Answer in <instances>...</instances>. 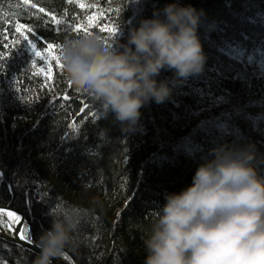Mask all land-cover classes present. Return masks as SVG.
Segmentation results:
<instances>
[{
    "label": "trees",
    "instance_id": "trees-1",
    "mask_svg": "<svg viewBox=\"0 0 264 264\" xmlns=\"http://www.w3.org/2000/svg\"><path fill=\"white\" fill-rule=\"evenodd\" d=\"M172 2L0 0V203L22 210L35 242L51 214L84 209L61 257L74 264H143L142 237L165 194L190 185L216 145H253L264 175V0H178L203 10V70L177 82L162 69L157 80L168 81L171 96L145 104L134 130L54 61L51 78L37 75L48 62L29 41L41 52L58 45L59 55L65 40L81 36L76 26L99 13L89 30L119 48L131 28ZM17 22L33 29L28 39L14 32ZM34 255L0 238L3 264H31Z\"/></svg>",
    "mask_w": 264,
    "mask_h": 264
},
{
    "label": "clouds",
    "instance_id": "clouds-1",
    "mask_svg": "<svg viewBox=\"0 0 264 264\" xmlns=\"http://www.w3.org/2000/svg\"><path fill=\"white\" fill-rule=\"evenodd\" d=\"M202 11L173 0L131 28L119 48L98 32L67 39L60 52L66 78L98 99L122 128L134 130L145 104L171 96L168 81L157 80L162 69L173 71L177 82L203 70ZM256 159L251 144L212 147L192 183L165 194L142 237L143 264H264V175ZM84 214L77 205L51 214L31 264L61 258Z\"/></svg>",
    "mask_w": 264,
    "mask_h": 264
},
{
    "label": "snow or ice",
    "instance_id": "snow-or-ice-1",
    "mask_svg": "<svg viewBox=\"0 0 264 264\" xmlns=\"http://www.w3.org/2000/svg\"><path fill=\"white\" fill-rule=\"evenodd\" d=\"M27 2H28V0H25V3H27ZM35 6H36L35 4L32 5V7H35ZM79 6H80V8L86 7V5L83 3H81ZM39 11L44 12V9L40 8ZM100 15L101 14H99V13L97 15H89L87 18L86 24L82 28H81V26L77 25L75 28V31L77 33H80L81 36L91 34L92 32L89 30L90 27H92L93 25H95L96 27H99V16ZM52 19L55 20V17L53 16ZM55 22L57 24L60 23L59 20H55ZM13 30L15 33L19 34L24 39H28V36L25 35V33L30 34L33 31V29L31 27H28V26H26L22 23H19V22L15 23ZM106 31L109 34H115L117 29L115 27H107ZM2 35H3L2 31H0V36H2ZM29 42L32 44V48H33V51L35 53V56L40 57L43 61L48 62L45 68L38 69L37 75H44L46 78H51V73H52L51 62H53V61L57 64V66L63 68V64L61 63L60 54L59 55L53 54V49L59 48L58 45H54L52 43H49V44H47L45 51L41 52V51L37 50L36 43H33L31 41H29ZM0 47H3L2 43H0ZM60 52H61V50H60ZM3 55H4L3 52H0V57H3ZM69 83H71V82L69 81ZM63 99L67 100L68 98L65 96V97H63ZM85 107H87V105H85ZM59 210H62V209H59ZM3 215H6L8 220L7 221H0V223H5L8 226H11L12 224L18 223L21 219L17 214H15L12 211H8L6 214L0 212V216H3ZM20 239L21 240H28L29 243H32L27 229H23L20 231ZM0 264H3V261H0Z\"/></svg>",
    "mask_w": 264,
    "mask_h": 264
},
{
    "label": "water",
    "instance_id": "water-1",
    "mask_svg": "<svg viewBox=\"0 0 264 264\" xmlns=\"http://www.w3.org/2000/svg\"><path fill=\"white\" fill-rule=\"evenodd\" d=\"M2 210L13 211L17 213L21 219L18 223L12 224L11 226H8L5 223L4 225L0 224V238L4 239L5 241L11 242L13 244L19 245L20 247L27 249L35 254L38 253L39 249L35 246L36 242L33 240L31 236L30 239L32 243H29L28 240L20 239V231L27 227L25 215L22 212V210L11 205L0 203V211ZM0 217L2 221H7V218H5L4 216H0ZM53 264H74V263L59 258L57 260L54 259Z\"/></svg>",
    "mask_w": 264,
    "mask_h": 264
},
{
    "label": "bare ground",
    "instance_id": "bare-ground-1",
    "mask_svg": "<svg viewBox=\"0 0 264 264\" xmlns=\"http://www.w3.org/2000/svg\"><path fill=\"white\" fill-rule=\"evenodd\" d=\"M0 212H2V213H4V214H6L7 212H8V210H2V211H0ZM13 212V211H12ZM15 213V212H14ZM15 214H17V213H15ZM18 215V214H17ZM5 218H7V216L6 215H3ZM7 220H8V218H7Z\"/></svg>",
    "mask_w": 264,
    "mask_h": 264
},
{
    "label": "rangeland",
    "instance_id": "rangeland-1",
    "mask_svg": "<svg viewBox=\"0 0 264 264\" xmlns=\"http://www.w3.org/2000/svg\"><path fill=\"white\" fill-rule=\"evenodd\" d=\"M0 219H1V217H0ZM2 220V219H1ZM3 225H4V223H3Z\"/></svg>",
    "mask_w": 264,
    "mask_h": 264
}]
</instances>
